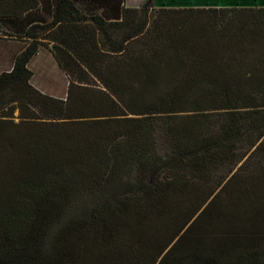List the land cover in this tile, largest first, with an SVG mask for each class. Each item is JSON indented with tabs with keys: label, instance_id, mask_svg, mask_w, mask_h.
I'll return each mask as SVG.
<instances>
[{
	"label": "trees",
	"instance_id": "16d2710c",
	"mask_svg": "<svg viewBox=\"0 0 264 264\" xmlns=\"http://www.w3.org/2000/svg\"><path fill=\"white\" fill-rule=\"evenodd\" d=\"M9 1L0 264H264V6Z\"/></svg>",
	"mask_w": 264,
	"mask_h": 264
},
{
	"label": "rangeland",
	"instance_id": "374dc122",
	"mask_svg": "<svg viewBox=\"0 0 264 264\" xmlns=\"http://www.w3.org/2000/svg\"><path fill=\"white\" fill-rule=\"evenodd\" d=\"M147 0H129V4H134L131 7H140ZM127 3V2H126ZM199 0H156L154 4L156 6H191L199 4ZM205 4V2H203ZM209 3V2H208ZM26 42L23 38L18 37H5L0 39V71L9 69L14 61L15 53L19 51ZM48 47H44V52ZM50 48V47H49ZM49 55V53H47ZM42 55L33 59L31 67L35 72L33 82L40 86L49 89L50 92L59 94L66 91L67 77L60 71L57 64L53 61V58L42 57ZM18 112H16V115Z\"/></svg>",
	"mask_w": 264,
	"mask_h": 264
},
{
	"label": "crops",
	"instance_id": "0c3cea01",
	"mask_svg": "<svg viewBox=\"0 0 264 264\" xmlns=\"http://www.w3.org/2000/svg\"><path fill=\"white\" fill-rule=\"evenodd\" d=\"M9 1V0H8ZM25 0H17V3H21V8L25 7L24 4ZM131 1V0H130ZM10 2V1H9ZM126 5L127 6H134V4H129V0H126ZM199 4L197 5H191V6H216V7H233V6H264V0H199ZM205 2V4L203 3ZM209 2V3H208ZM11 4L14 5V0H11ZM27 13H22V18L25 16ZM45 55L47 57V53L44 51H40L38 55ZM51 56L52 54L49 53ZM52 57V56H51Z\"/></svg>",
	"mask_w": 264,
	"mask_h": 264
}]
</instances>
